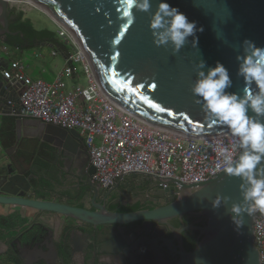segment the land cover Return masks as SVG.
I'll list each match as a JSON object with an SVG mask.
<instances>
[{"label": "water", "instance_id": "obj_1", "mask_svg": "<svg viewBox=\"0 0 264 264\" xmlns=\"http://www.w3.org/2000/svg\"><path fill=\"white\" fill-rule=\"evenodd\" d=\"M31 1L47 10L75 34L90 58L103 92L121 109L152 125L192 137L225 134L219 126H212L205 120L200 105L194 102L191 94L190 87L195 74L190 61L197 56L186 47L174 57L169 48L157 47L153 43L149 23L159 0H151L152 8L149 12L136 11L132 24H128L123 16L125 0ZM168 2L179 6L190 20H196L198 25L204 27V31L197 34L202 58L211 66L218 60L222 62L232 73L234 89H240L242 81L235 75V52L228 45L249 38L264 46V0H216L217 4H225L231 13L226 23L216 22L225 34L222 37L225 44L216 38L213 31L214 12L194 6V0ZM10 10L8 2L0 0L1 45L8 43L7 36L19 35L11 34L9 30ZM217 15L222 16L224 12L218 10ZM38 45L34 44L36 47ZM40 45L54 49L52 44L46 42ZM1 74L0 68V112L10 113L12 108L7 103L19 101L15 90L22 83L6 80ZM15 133V145L5 151L8 158L22 147L25 138H50L57 145L72 147H76L81 139L75 130H65L27 118L16 119ZM11 161L14 162L12 158ZM94 173L95 171L92 176ZM123 177H140L146 183H155L153 188L167 185L163 191L181 193L180 198L160 211L166 219L196 211L207 215V225L201 229L203 240L193 252L180 250L178 253L181 260L178 264H195L197 257L202 258L204 264H260L259 251L254 244L257 212L245 217L244 225L237 229L223 207L213 209L211 205V199L217 194L238 198V179L229 178L223 172L212 175L208 181L192 184L175 180L164 184L159 178L144 175ZM30 180L31 177H26L25 173L19 171L13 174L7 165L0 164V216L7 222L44 223L51 221L54 216L63 217L60 235L65 231L64 236L67 237L75 225L84 228L94 224L126 225L142 219L140 216L130 215L102 220L97 214H89L55 201L32 199L29 197ZM90 189L96 191L92 184ZM145 219L156 221V213ZM71 222L75 224L72 225ZM103 252L106 255L120 254L118 250L106 249Z\"/></svg>", "mask_w": 264, "mask_h": 264}, {"label": "flooded vegetation", "instance_id": "obj_2", "mask_svg": "<svg viewBox=\"0 0 264 264\" xmlns=\"http://www.w3.org/2000/svg\"><path fill=\"white\" fill-rule=\"evenodd\" d=\"M18 17V12L10 11L9 30L19 35L6 39L16 45L31 46L15 29ZM5 165L13 174L20 171L31 177L32 199L55 201L97 214L102 220L130 215L142 219L126 225H75L65 237V231L60 235L63 217L54 216L44 223H19L13 229L2 217L5 225L0 227V264H178V252H193L204 238L201 229L208 222L204 212L170 219L160 212L180 198L181 193L163 191L165 185L153 188L155 183H146L140 177H121L106 189L95 183V168L83 138L76 147L57 145L50 138L22 146L12 157L6 156ZM91 184L96 191H91ZM154 213L156 221L145 219ZM106 249L118 250L120 254L106 255Z\"/></svg>", "mask_w": 264, "mask_h": 264}, {"label": "built area", "instance_id": "obj_3", "mask_svg": "<svg viewBox=\"0 0 264 264\" xmlns=\"http://www.w3.org/2000/svg\"><path fill=\"white\" fill-rule=\"evenodd\" d=\"M10 8L23 13L39 11L56 27L55 34L71 53L65 67L53 82L34 81L19 62L11 70H2L6 80L22 83L17 103L10 101L16 119H35L65 130H75L83 138L95 168L93 181L110 188L121 177L144 175L175 180L183 184L208 181L218 171L217 149L220 142L231 143L229 135L192 137L143 121L117 106L102 90L92 63L78 38L47 10L31 0H6ZM53 56L60 53L52 51ZM83 74L87 86L77 84L68 90L66 77L77 79ZM83 99L84 105L78 104ZM0 120V148H1ZM167 186V185H165ZM164 186V187H165ZM254 244L264 264V213L257 212Z\"/></svg>", "mask_w": 264, "mask_h": 264}, {"label": "clouds", "instance_id": "obj_4", "mask_svg": "<svg viewBox=\"0 0 264 264\" xmlns=\"http://www.w3.org/2000/svg\"><path fill=\"white\" fill-rule=\"evenodd\" d=\"M194 6L214 12L213 31L216 38L226 43L217 21L226 23L230 11L216 0H194ZM123 16L128 24L135 20V12H149L151 0H125ZM222 10L224 15L218 16ZM153 43L171 50L177 56L186 47L197 58L190 61L195 78L190 91L194 102L200 105L204 118L212 126H219L231 137V143L220 142L217 149V170L229 178L238 179V198L217 194L211 199L213 209L223 207L237 229L244 218L256 212L264 213V46L244 38L228 46L235 52V75L242 87L234 89L229 68L219 60L214 66L202 58L198 33L204 31L196 20H190L179 6L168 0H159L149 23ZM198 54V55H197ZM195 264H204L195 258Z\"/></svg>", "mask_w": 264, "mask_h": 264}, {"label": "crops", "instance_id": "obj_5", "mask_svg": "<svg viewBox=\"0 0 264 264\" xmlns=\"http://www.w3.org/2000/svg\"><path fill=\"white\" fill-rule=\"evenodd\" d=\"M10 11H13L14 9L10 8ZM16 12H18L17 10H14ZM20 13V12H18ZM24 18H26L24 16ZM15 22V21H14ZM17 22V20H16ZM19 39L21 40L22 38L20 36H18ZM22 41V40H21ZM20 41V43H21ZM47 43V42H46ZM33 43L31 46H26V45H16L15 43H4L3 45L0 46V68L1 71L2 70H6L9 69L11 70V64L15 63V62H19L24 69L25 74L30 77L31 79H34L33 76L37 77V80L39 81H44V82H53V80L56 77V74L58 72H60L62 69H64L65 67V58L60 54L58 56H53L52 55V51H55L54 49L48 47V46H41V43H37L39 44L37 47L34 46ZM48 44V43H47ZM29 49H33V51H29ZM34 55V56H33ZM7 57L9 58L11 64L6 65L3 63L2 58L1 57ZM32 57V60L30 62V66H26L22 63V60H24V58H28V57ZM31 70V71H30ZM33 75V76H32ZM1 77L2 74H1ZM17 97L20 98L21 93H22V88H16L15 90ZM13 102H17V101H13ZM8 104V103H7ZM11 108V106H9ZM0 120L2 122V129L1 131H4L3 129H5V133L8 135L9 133V126H10V120H11V116H9L7 114L6 111H1L0 112ZM14 135H15V143H16V133H15V128H14ZM7 140H9V138H7ZM6 140V141H7ZM40 141V139L37 138H25L23 139V145L24 147H27L28 145L31 144H36ZM7 149L4 148V146L2 145L1 142V148H0V155L2 154V160H1V164H5L6 163V155H5V151ZM0 215H1V210H0ZM2 217L0 216V227L5 225L2 222ZM7 226L11 229L17 227V223L13 222V221H8L7 222Z\"/></svg>", "mask_w": 264, "mask_h": 264}, {"label": "trees", "instance_id": "obj_6", "mask_svg": "<svg viewBox=\"0 0 264 264\" xmlns=\"http://www.w3.org/2000/svg\"><path fill=\"white\" fill-rule=\"evenodd\" d=\"M15 29L20 31L23 36L32 44L47 42L48 44H52L54 46L55 51L63 54L64 56H68L71 53L70 48L64 44V42L60 41L54 32L48 30H36L30 20L24 18V14L21 12L17 18ZM15 122L16 118L11 117L8 135L5 133V129H3L4 131H1V142L6 149H10L15 145ZM7 138H9V140H7Z\"/></svg>", "mask_w": 264, "mask_h": 264}, {"label": "rangeland", "instance_id": "obj_7", "mask_svg": "<svg viewBox=\"0 0 264 264\" xmlns=\"http://www.w3.org/2000/svg\"><path fill=\"white\" fill-rule=\"evenodd\" d=\"M24 16L26 17V19L30 20V22L32 23L33 27L36 30H38V31L48 30V31H52V32L55 33L56 30H57L56 27L53 25V23L39 11L33 10V11H30V12L26 13ZM29 51H33V49H29ZM1 58H2V61H3L4 64L10 66L11 62H10L9 58H7L5 56L4 57L2 56ZM31 60H32V57L29 56L28 58L27 57L24 58V60H22V63L24 65H26V66H30L31 65L30 64ZM79 76L80 77L77 78V79H72V78H69V77L65 78L68 90L74 88L77 84H79L82 87H86L87 86V81L84 78L83 74H80ZM33 78H34L33 79L34 81H38L36 76H33ZM77 103L78 104H82V105L85 104L83 99H79ZM1 156H2V154L0 155V164H1V160H2Z\"/></svg>", "mask_w": 264, "mask_h": 264}]
</instances>
